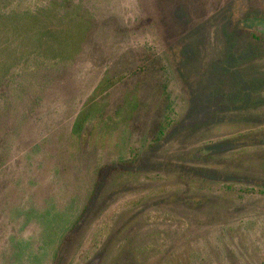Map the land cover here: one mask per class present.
Instances as JSON below:
<instances>
[{
  "label": "rangeland",
  "instance_id": "374dc122",
  "mask_svg": "<svg viewBox=\"0 0 264 264\" xmlns=\"http://www.w3.org/2000/svg\"><path fill=\"white\" fill-rule=\"evenodd\" d=\"M70 1L92 22L82 52L0 88V264H264V0ZM138 55L161 60L178 123L143 161L139 126L71 134Z\"/></svg>",
  "mask_w": 264,
  "mask_h": 264
},
{
  "label": "trees",
  "instance_id": "16d2710c",
  "mask_svg": "<svg viewBox=\"0 0 264 264\" xmlns=\"http://www.w3.org/2000/svg\"><path fill=\"white\" fill-rule=\"evenodd\" d=\"M91 29L90 19L70 0H50L34 11H12L0 16V88L10 83L21 88L22 82L36 77L30 71L26 77L19 75L15 72L19 67L26 70L30 65L35 67L36 61L58 64L74 60L87 44ZM8 35L12 38L8 39ZM139 58L140 55L129 59L127 75L119 80L107 75L99 83L77 113L71 134L82 138L96 129L102 130L104 135L121 130V136L126 133L129 137L139 126L143 132L140 138L150 144L145 153L137 154L136 158L143 161L148 151L155 150L173 134L178 123L169 124L170 94L161 60L154 57L144 64V59ZM118 87H123L118 92L120 96L109 100L108 92L113 90L114 94ZM105 98V105H102ZM130 138L123 140L126 143ZM122 161L120 158L117 164H123ZM103 169L97 171L98 178ZM98 186L99 182L94 190ZM81 219L82 215L73 225L80 224Z\"/></svg>",
  "mask_w": 264,
  "mask_h": 264
}]
</instances>
